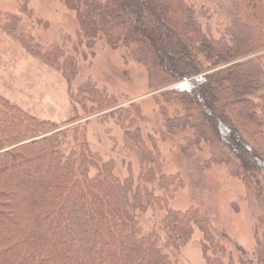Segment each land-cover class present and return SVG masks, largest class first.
<instances>
[{"label":"trees","instance_id":"trees-1","mask_svg":"<svg viewBox=\"0 0 264 264\" xmlns=\"http://www.w3.org/2000/svg\"><path fill=\"white\" fill-rule=\"evenodd\" d=\"M197 1L63 0L78 30L73 39L62 34L61 43L45 47L22 17L4 14L2 31L60 73L74 109L87 101L86 116L114 119L122 136L113 150L122 165L134 158L138 174L128 164L120 178L114 160L102 161L89 149L82 127L89 120L70 127L77 118L62 125L42 121L0 95V264H176L163 249L178 251L194 230L204 264H226V250L203 215L168 208L180 175L164 172L157 142L182 133L186 150L200 143L218 148L210 162L234 166L264 204V0ZM212 18L222 21L217 37ZM100 39L144 69L163 119L160 134H145L138 101L121 106L126 98L91 78L73 89ZM171 109L179 114L170 117ZM70 141L78 147L64 153ZM155 208L164 209L162 243L139 220ZM261 228L250 255L236 245V264H264Z\"/></svg>","mask_w":264,"mask_h":264},{"label":"rangeland","instance_id":"rangeland-1","mask_svg":"<svg viewBox=\"0 0 264 264\" xmlns=\"http://www.w3.org/2000/svg\"><path fill=\"white\" fill-rule=\"evenodd\" d=\"M191 1L196 6L199 5L197 0ZM25 9L30 10V13ZM5 13L22 17L32 37L44 47L61 43L62 34L73 39L78 30L75 14L64 6L63 0H0V95L42 121L60 125L77 118L73 124L66 125L70 127L89 120L82 126L84 141L89 149L98 153L102 161L114 160L115 172L120 178L127 174L128 164L132 175L136 176L137 161L134 158L125 159L126 164L122 165L121 155L113 150L122 136L114 119L108 117L107 120L99 121L93 119L97 115L86 116L85 112L89 108L87 101L74 109L68 101L66 83L60 73L30 57L2 31ZM202 22L205 24V19ZM220 22L222 21L218 18L210 20L214 36ZM93 51L82 62L73 89L76 91L82 81L91 78L98 87L106 88L110 95L126 98L121 106L138 101L142 114L147 119L145 134H160L163 119L148 91L144 69L130 60L122 50L107 47L102 39L97 40ZM178 114L179 112L173 115L171 109L169 116ZM186 133L190 134V131ZM181 135L182 133H178L175 137L159 138L157 142L164 160V172L180 175L179 189L173 194L168 208L175 211L196 209L208 220L212 233L225 248L224 262L236 264V245L250 255L255 248L254 232H263L261 226H264V204L257 197L260 191L255 187H247L237 173H234V166L210 162L213 155L218 153V148L200 143L186 150L182 147ZM77 147L78 144L70 141L61 149L67 153ZM155 188V195H160V190ZM262 190L264 192V179ZM163 210L148 209L139 219L143 230L155 231L161 243L164 234L158 223L163 217ZM200 240V232L194 230L184 247L178 251L164 248L163 252L176 264H204L199 249Z\"/></svg>","mask_w":264,"mask_h":264}]
</instances>
